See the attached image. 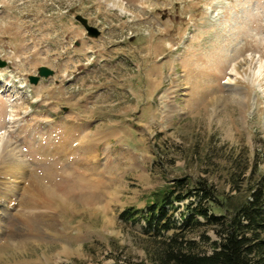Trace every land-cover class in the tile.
Masks as SVG:
<instances>
[{
	"label": "rangeland",
	"instance_id": "1",
	"mask_svg": "<svg viewBox=\"0 0 264 264\" xmlns=\"http://www.w3.org/2000/svg\"><path fill=\"white\" fill-rule=\"evenodd\" d=\"M0 60V264H153L124 210L264 175V0H0Z\"/></svg>",
	"mask_w": 264,
	"mask_h": 264
},
{
	"label": "trees",
	"instance_id": "2",
	"mask_svg": "<svg viewBox=\"0 0 264 264\" xmlns=\"http://www.w3.org/2000/svg\"><path fill=\"white\" fill-rule=\"evenodd\" d=\"M241 166H233L226 177L234 195L218 194L206 180L190 187L187 179H177L162 192L159 202L145 210L128 208L121 213L125 221L145 222V233L155 244L148 249L153 264H264V175L254 178L252 172L247 181L242 178L248 165L245 170ZM178 188H185L186 193H177ZM190 198L195 200L177 221L174 216L179 207L175 202ZM201 228H212L218 240L212 241L206 229L198 241L188 236ZM114 264L144 263L128 259Z\"/></svg>",
	"mask_w": 264,
	"mask_h": 264
},
{
	"label": "bare ground",
	"instance_id": "3",
	"mask_svg": "<svg viewBox=\"0 0 264 264\" xmlns=\"http://www.w3.org/2000/svg\"><path fill=\"white\" fill-rule=\"evenodd\" d=\"M164 98V96H163ZM162 98V99H163ZM1 138V137H0ZM9 142L7 141H1L0 140V158L4 159L7 163V170H9L8 174L11 175V174H14L16 171H24V167L22 165H19L16 161H14V158L12 157V155H10L9 153H7V149L9 148ZM85 149H83L85 152H92V150H90L89 148L87 147H84ZM53 170V169H52ZM52 170H49V175H48V178L54 181H56L57 184L59 183H62V181H60L61 178H59L58 176V171H52ZM59 186V185H58Z\"/></svg>",
	"mask_w": 264,
	"mask_h": 264
},
{
	"label": "water",
	"instance_id": "4",
	"mask_svg": "<svg viewBox=\"0 0 264 264\" xmlns=\"http://www.w3.org/2000/svg\"><path fill=\"white\" fill-rule=\"evenodd\" d=\"M83 26L84 28L87 30L89 37H98L100 35L99 30H97L94 27H91L90 25H88L87 20L82 18L81 16H78L76 18ZM7 65L6 62H3L0 60V67L3 68ZM50 75H53V71H51L50 69H48L47 67H41L39 69V76L40 77H49ZM37 76H30V82L33 84H37L39 81V78Z\"/></svg>",
	"mask_w": 264,
	"mask_h": 264
}]
</instances>
